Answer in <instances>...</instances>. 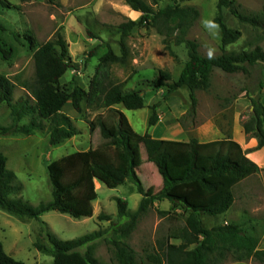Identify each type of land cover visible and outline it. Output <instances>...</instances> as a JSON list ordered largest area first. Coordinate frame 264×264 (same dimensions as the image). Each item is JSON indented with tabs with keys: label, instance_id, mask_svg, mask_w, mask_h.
Returning <instances> with one entry per match:
<instances>
[{
	"label": "rangeland",
	"instance_id": "obj_1",
	"mask_svg": "<svg viewBox=\"0 0 264 264\" xmlns=\"http://www.w3.org/2000/svg\"><path fill=\"white\" fill-rule=\"evenodd\" d=\"M217 1H177L180 7H191L197 11L198 17L187 29L185 39L197 42L199 54L215 57L223 52L250 51L256 46L264 50L263 32L239 23L225 9L220 12L224 23L230 29L239 30L241 37L234 44L222 48L218 27L213 24L217 16ZM145 2L155 12L173 4L169 0ZM234 2L240 12L248 15H260L264 5V0ZM140 17V12L131 10L124 0H0V38L4 47L11 50L8 60L0 57V75L17 85L15 100L25 96L26 92L19 85L32 77L34 72L33 49L29 47L25 36L33 37L35 44L40 45L60 29L69 45L74 65L60 79V84L66 85L68 89L77 85L87 90L100 57L109 48L121 56V39L117 27L128 20L138 22ZM164 38L153 27H135L124 39L127 50L124 65L111 66L112 82L120 84L124 91L139 92L144 99L143 109L128 111L121 106H114L98 112H87L86 119H83L71 109L68 102L62 113L71 119L78 135L54 147L49 145L46 128L31 136L0 135V153L7 159V170L15 175L16 190L9 196L12 200L21 199L32 207L49 202L51 189L46 165L67 155L98 147L103 142L98 130L99 121L111 133L118 126L128 132L134 150L135 174L143 191V195H140L131 182L115 189H108L96 182L97 199L92 203V216L82 219L52 211L43 214L37 221L20 219L0 210V242L9 257L24 264H53L51 255L34 248L36 242L47 243V233L60 241L95 233L99 236L78 251L84 254L89 249L98 264H119L112 241H117L120 235L115 231L129 218L118 216L116 200L126 201L127 210L137 213L141 200L150 198L161 187V178L155 167L147 161L141 146L142 135L148 133L154 139L185 142L195 139L206 144L233 138V130H241V122L251 112L250 97H257L261 91L259 87L264 85V65L244 66V72L231 75L214 68L209 90L195 93L196 113L192 117L188 113L191 103L187 89H179L174 95L163 99L165 88L154 89L147 84L160 71L168 72L175 82L188 60L184 45L165 43ZM154 105H158V120L149 127L148 120ZM237 121L240 124H236ZM28 122L29 118L26 117L18 126ZM11 124L10 108L1 104L0 127H9ZM232 193L234 202L231 208L217 217H202L203 226L212 228L226 223L237 224L255 236L259 242L258 249L264 250V169L239 182ZM186 216L182 209L173 208L167 201H153L138 214L135 227L125 242L138 257L154 253L158 244L165 242L171 232L184 226ZM223 264L262 263L251 259L234 262L229 258Z\"/></svg>",
	"mask_w": 264,
	"mask_h": 264
},
{
	"label": "trees",
	"instance_id": "obj_2",
	"mask_svg": "<svg viewBox=\"0 0 264 264\" xmlns=\"http://www.w3.org/2000/svg\"><path fill=\"white\" fill-rule=\"evenodd\" d=\"M169 1L173 4L155 12L145 0H124L131 10L140 12L141 17L138 22L128 20L117 27L121 39V56L109 48L100 57L87 90L77 85L68 89L66 85L60 84V79L74 68L69 45L60 29L40 45L35 44L33 37L25 36L29 47L33 49L34 72L32 77L19 85L26 95L16 100L14 93L17 85L0 75V105L6 104L10 108L12 122L9 127H0V135L31 136L46 128L49 145L54 147L78 135L71 119L62 113L68 102L71 109L83 119H86L87 112H98L114 106H121L128 111L143 109L144 99L140 93L124 91L120 84L112 82L111 77V66L125 63L127 50L124 39L135 27H153L165 37V43L184 45L188 60L178 79L174 82L168 72L160 71L147 84L154 89L165 88L163 99L174 95L179 89H187L191 103L188 113L192 117L196 113L195 93L209 90L214 68L231 75L244 72V66L264 65V50L259 46L250 51L223 52L215 57L201 56L197 42L185 39L187 29L198 17L197 11L191 7H180L178 0ZM216 8L217 16L213 24L218 27L222 48L234 44L241 37L239 30L230 29L224 23L220 14L223 9L228 10L239 23L259 29L264 34V5L260 15L240 12L234 0H218ZM170 55L173 56L171 50ZM0 57L4 60L11 57V50L4 47L1 38ZM259 90L257 97H250L251 112L241 122L245 136L256 139V150L264 148L263 85ZM157 107H152L149 127L158 120ZM26 117L29 122L18 126ZM98 130L103 140L98 147L67 155L46 165L51 200L37 207L21 199L9 198L16 190L15 175L7 170V159L0 153V210L20 219L37 221L43 214L52 211L73 219L89 218L92 216V203L97 199L96 182L108 189L131 182L143 195L135 174L134 150L128 132L118 126L111 133L101 121L98 122ZM140 142L147 161L155 167L161 178V187L150 198L141 200L137 213L127 210L126 201L116 200L118 216L129 218L115 231L120 235L117 241H112L119 264H223L229 258L234 262L251 259L264 264V250L258 249V239L239 225L226 223L205 228L202 224V217L213 218L226 213L234 202L232 189L260 171L232 138L201 144L195 139L186 142L154 139L144 133ZM153 201H167L173 208L182 209L187 214L185 224L171 232L165 242L159 243L157 251L138 257L125 240L133 231L138 214ZM99 218L103 219L101 216ZM41 224L46 226L45 223ZM98 236L94 233L79 239L60 241L47 233V243L36 242L34 248L51 255L53 264H98L89 249L84 254L78 251ZM169 240L179 242L171 243ZM0 264L24 263L9 257L0 242Z\"/></svg>",
	"mask_w": 264,
	"mask_h": 264
},
{
	"label": "crops",
	"instance_id": "obj_3",
	"mask_svg": "<svg viewBox=\"0 0 264 264\" xmlns=\"http://www.w3.org/2000/svg\"><path fill=\"white\" fill-rule=\"evenodd\" d=\"M262 91H263V96L261 98V103L264 106V85ZM236 124H240L239 121H237ZM236 124L233 125V128ZM233 131L234 133L232 139L241 146V149L244 152H246V157L254 164H256L260 169H264V148L256 150L255 149L257 146L256 139L251 137L249 138L246 137L242 131V128L241 130L235 128Z\"/></svg>",
	"mask_w": 264,
	"mask_h": 264
}]
</instances>
